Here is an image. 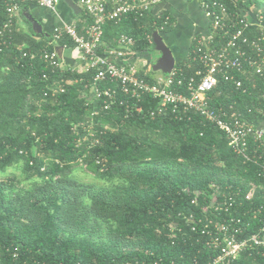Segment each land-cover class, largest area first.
<instances>
[{"label": "trees", "instance_id": "16d2710c", "mask_svg": "<svg viewBox=\"0 0 264 264\" xmlns=\"http://www.w3.org/2000/svg\"><path fill=\"white\" fill-rule=\"evenodd\" d=\"M218 1L232 12L252 11L264 23V0ZM154 7L143 17L108 22L101 49L115 48L121 35H129L135 51L149 50L155 32L175 27L169 14H154ZM14 40L0 52V264H208L219 256L202 235L208 220H240L241 237L259 232L263 151L257 161L236 154L226 134L196 113L152 118L158 99L132 103L129 118L121 103L106 111L82 96L95 72L52 75L38 55L54 49L50 39L37 41L18 30ZM196 42L177 67L192 62ZM59 46L74 42L64 37ZM27 51L37 55L24 58ZM139 76L151 81L150 74ZM59 81L72 84L52 95L48 87ZM251 81L257 88L244 80V93L219 77L208 100L213 107L234 105L264 126V80ZM215 197L233 198L234 208L227 214L208 210ZM183 215L203 219L198 233ZM225 264H264V247Z\"/></svg>", "mask_w": 264, "mask_h": 264}, {"label": "built area", "instance_id": "2783aa9c", "mask_svg": "<svg viewBox=\"0 0 264 264\" xmlns=\"http://www.w3.org/2000/svg\"><path fill=\"white\" fill-rule=\"evenodd\" d=\"M63 0H0L3 12L0 13V52L14 46L15 33L19 30V17L27 3H33L56 11ZM160 0H79L78 5L89 20L84 33L79 31V21L63 24L52 31L49 48L41 50L40 59L51 69L52 75L64 72L55 45L68 37L80 53L82 68L80 73L95 72L91 89L83 92L89 96L90 103L99 101L106 111L121 103L126 107V118L132 116V103L145 97L158 99V107L151 111L152 118L171 112L177 119L196 113L209 123L216 125L229 139V146L236 154L247 160H261L259 151L264 152V126L252 123L238 112L234 105L213 107L208 95L219 83V77L230 82L237 89H244V80L251 81L252 76L264 80V23L261 17L252 11L232 12L226 4L218 1H205L201 4L205 17L211 25V35L197 39L193 50L192 62L185 67H175L168 74H151V81L139 76L133 61L135 38L121 35L115 48L101 49L104 26L108 22L118 24L123 18L136 14L143 17L152 5ZM23 48L21 47L20 50ZM31 51L23 53L24 58H35ZM196 66V67H195ZM187 71H192L190 74ZM48 81L50 76L43 75ZM111 83L113 88L100 89L99 83ZM72 84L67 81L55 82L48 87L52 95L64 93L65 87ZM244 93L246 90L244 89ZM131 102V103H128ZM228 107V108H227ZM142 108L137 107L136 112ZM261 175L264 178V164ZM233 198L224 197V202L215 197L210 205L215 214H227L234 208ZM191 232H197V226L203 219L195 215L184 216ZM240 220H208L202 235L210 237L208 245L219 251V256L208 264H225L237 259L248 251L264 247V222L257 234L241 237ZM183 231V229H182ZM185 235V232H184Z\"/></svg>", "mask_w": 264, "mask_h": 264}, {"label": "crops", "instance_id": "0c3cea01", "mask_svg": "<svg viewBox=\"0 0 264 264\" xmlns=\"http://www.w3.org/2000/svg\"><path fill=\"white\" fill-rule=\"evenodd\" d=\"M78 3L79 0H74ZM64 6L66 8H64ZM61 11V12H60ZM166 12L175 21V27L171 32L161 34L166 44L171 48L176 62L185 61L192 51L193 42L197 39L211 35V25L205 17L200 1L197 0H160L154 7V14ZM29 17L35 19L43 29V34H36L33 30ZM27 20V22L25 21ZM79 21V31L84 33L88 26L89 20L84 13L74 15L68 5L64 2L57 7L56 11L49 10L37 4L27 3L19 17V31H23L30 38L35 40L50 39L55 27L63 24H71ZM155 47V45H153ZM57 50L62 67L80 71L82 62L80 53L75 47H63L59 44L54 46ZM149 50L136 51L133 63L140 73L156 74L151 68L149 59Z\"/></svg>", "mask_w": 264, "mask_h": 264}, {"label": "water", "instance_id": "95a60500", "mask_svg": "<svg viewBox=\"0 0 264 264\" xmlns=\"http://www.w3.org/2000/svg\"><path fill=\"white\" fill-rule=\"evenodd\" d=\"M64 2L68 5L74 15L78 16L83 13L81 7L74 0H64ZM29 22L36 34H43L42 26L35 21V19L29 17ZM153 43L155 45V50L159 52L161 56L159 60L153 64L152 70L165 75L170 74L176 67L177 63L171 48L166 44L164 38L159 32L154 33Z\"/></svg>", "mask_w": 264, "mask_h": 264}, {"label": "rangeland", "instance_id": "374dc122", "mask_svg": "<svg viewBox=\"0 0 264 264\" xmlns=\"http://www.w3.org/2000/svg\"><path fill=\"white\" fill-rule=\"evenodd\" d=\"M64 8H66L65 6H64ZM61 12V11H60ZM149 59H150V61H148V63H149V65H150V68H149V71L151 70V68H152V66H153V64L154 63H156L158 60H159V58H160V53L159 52H157L156 50H155V47L154 46H150V48H149ZM20 174V173H19ZM89 179H91V181H93V182H95L96 183V181L90 176L89 177ZM99 185H103L104 183L102 182V183H98ZM106 184V183H105Z\"/></svg>", "mask_w": 264, "mask_h": 264}]
</instances>
